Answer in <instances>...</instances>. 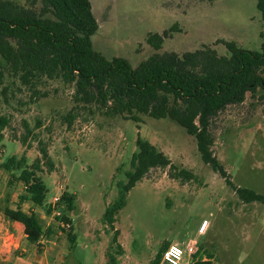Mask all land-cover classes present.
Masks as SVG:
<instances>
[{"label": "rangeland", "instance_id": "obj_1", "mask_svg": "<svg viewBox=\"0 0 264 264\" xmlns=\"http://www.w3.org/2000/svg\"><path fill=\"white\" fill-rule=\"evenodd\" d=\"M90 1L99 24L91 38L94 50L108 60L126 59L133 68L155 54L183 55L211 47L220 56H230L225 43L259 52L264 42L258 0ZM170 31L160 50L149 44L150 35ZM5 86L9 104L2 96ZM48 89L50 97L29 104V95L12 87L7 75L0 79V115L13 117L0 143L1 163L26 154L31 165L39 156L38 145L31 138L32 148L25 151L20 142L25 134L23 122L34 128L37 118L45 125L56 119L50 149L56 170L49 174L45 168L40 174L48 190L46 205L24 206L42 221L44 248L38 252L23 239L20 247L0 255V264H154L164 244L185 247L192 242L213 253L215 264H264V204L243 202L203 161L195 137L183 127L170 119L144 117L138 124L110 118L91 107L80 111L69 128L61 118L75 108L73 91L58 83ZM44 129L39 131L43 139L47 137ZM211 133L214 155L235 186L264 196V91L259 89L248 94L243 104L228 107L214 119ZM138 139L154 145L193 178L181 184L166 171L153 170L149 179L129 192L126 206L111 226L105 214L120 197L119 184L128 182ZM14 176L19 172L0 169V222L4 225L9 222L5 208H16L25 191ZM64 193L75 196L69 213L74 243L67 232L58 230L56 217L47 213Z\"/></svg>", "mask_w": 264, "mask_h": 264}, {"label": "trees", "instance_id": "obj_2", "mask_svg": "<svg viewBox=\"0 0 264 264\" xmlns=\"http://www.w3.org/2000/svg\"><path fill=\"white\" fill-rule=\"evenodd\" d=\"M257 7L264 21V0H258ZM98 30L90 0H23L22 4L0 0V79L7 75L12 87L29 95V104L50 97L48 88L53 83L73 91L75 108L60 117L62 124L69 128L80 111L91 107L107 117H121L138 124L144 117L170 119L195 137L203 161L220 174L243 202L264 204L263 195L249 188H238L231 181L214 155L215 138L211 133L214 119L228 107L243 104L248 94H255L259 89L264 91V42L259 52L242 49L233 42L225 43L230 56H220L211 47L183 55L155 54L133 68L126 59L108 60L94 50L91 38ZM171 32L152 34L148 42L158 51ZM7 92V86L3 87L5 104H9ZM54 92L58 93V89ZM12 119V116L0 115V143ZM54 121L55 118L50 125H45L37 118L34 128H30L27 121L23 122L25 134L20 142L25 151L32 148L31 138L38 145L39 156L31 165L26 154L2 163L0 158V169L19 172L14 178L25 188L17 207L5 208L4 215L7 220L24 226V240L38 252L43 249L41 241L46 231L37 213L25 210L24 204L39 208L46 205L48 190L40 174L45 168L49 174L56 170L50 156ZM43 128L45 139L40 138L39 131ZM12 139L16 140L17 136ZM137 146L139 151L132 157V170L126 175L128 182L119 184L120 197L105 214L111 226L126 206L129 192L149 179L153 170L166 171L170 179L181 184L193 178L191 172L179 170L151 143L138 139ZM74 201L75 196L64 193L57 206L62 214L55 216L58 230L67 232L71 243L76 241L69 215ZM54 210L49 205L47 213L53 214ZM62 225H70V228ZM47 234L50 236L52 230ZM170 245L161 247L154 264H159ZM192 264H215L214 254L199 247Z\"/></svg>", "mask_w": 264, "mask_h": 264}, {"label": "built area", "instance_id": "obj_3", "mask_svg": "<svg viewBox=\"0 0 264 264\" xmlns=\"http://www.w3.org/2000/svg\"><path fill=\"white\" fill-rule=\"evenodd\" d=\"M61 201V197H57L54 199V203L52 207L55 208L53 215L54 216H61L62 212L57 207ZM66 228H70V225H62ZM8 237L10 238L9 246H14V233L11 231L7 232ZM43 245V239L41 241ZM44 248V245H43ZM198 251V244L196 242H192L187 244L185 247H181L178 245H170L164 252L159 264H192L193 263V256Z\"/></svg>", "mask_w": 264, "mask_h": 264}, {"label": "crops", "instance_id": "obj_4", "mask_svg": "<svg viewBox=\"0 0 264 264\" xmlns=\"http://www.w3.org/2000/svg\"><path fill=\"white\" fill-rule=\"evenodd\" d=\"M25 205L27 204H24V206ZM8 231L14 233V246H9L10 241L8 240H10V238L7 235ZM24 237V226L21 223L9 221L7 225H4L0 222V255H4V253L7 251L10 252L13 248L20 247Z\"/></svg>", "mask_w": 264, "mask_h": 264}]
</instances>
